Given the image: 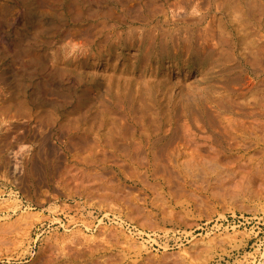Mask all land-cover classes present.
I'll return each mask as SVG.
<instances>
[{"label":"rangeland","instance_id":"rangeland-1","mask_svg":"<svg viewBox=\"0 0 264 264\" xmlns=\"http://www.w3.org/2000/svg\"><path fill=\"white\" fill-rule=\"evenodd\" d=\"M69 1L0 0V264H264V27L148 0L106 53L120 11Z\"/></svg>","mask_w":264,"mask_h":264},{"label":"bare ground","instance_id":"bare-ground-1","mask_svg":"<svg viewBox=\"0 0 264 264\" xmlns=\"http://www.w3.org/2000/svg\"><path fill=\"white\" fill-rule=\"evenodd\" d=\"M86 1L87 0H70L69 1L70 4L68 3V5H69V7L71 9L68 6L67 7H68V10L71 11V16H72L71 18H72V20L74 22L76 21L78 23L79 21H81L80 18H83V20H87L88 21V20H91L94 17H96L95 14L100 15L101 13H102L103 17L106 18V19L111 18V17L114 16L113 15L114 13H113V9L112 8H107L103 12L101 11L103 9H101V10L98 9L97 12H95V10L93 9L92 11H94V14H92L93 12L92 13H86V16H85L83 14L84 13V8L87 7V5L89 6L90 3H93V1H91V0H89L88 2H86ZM98 1L100 3V0H98ZM98 1H94L93 4L95 6H97L98 5ZM109 1H110L111 4L114 5L115 9H118L120 11L119 12V16H117V17L115 16L114 17L115 18L114 19V22H115L114 25H111L110 28H107L106 26L108 24L105 26L104 25L105 22L104 21H99V20H94V21L92 20V23L91 24H87V25H94V27H98L99 26L98 24H100L103 27H102L101 30H99V32L102 33L103 31H105L106 33L107 32L109 33L108 39H109V42L110 43L106 44V46H107L106 53L110 52V50L114 46L113 45L114 42L111 39H114L116 37L115 36L117 34L116 33V27L117 26L116 25L123 24V22H126L128 20H131L132 23H138L140 25H150L152 23V21H150V20H152V18H154L157 15L156 12L158 10L163 11V6H161L162 8L159 9V7L156 6L157 4H155V2L148 1V0H109ZM153 1H155V0H153ZM164 1L166 3L168 0H164ZM177 1L178 2L174 3V6L175 5L183 6V8H185V11L187 10V7L189 5H193L197 10H199L200 9V4L202 3L201 0H177ZM215 2H216V5H217V8H219L220 11L226 13L227 14V17H229L231 23L233 24V29L235 30L234 31L235 33L234 34H236V35L238 34L241 37L245 36L243 34H248L250 36H256L255 30L254 29H251V28L258 27V28L262 29V27H264V0H215ZM136 5L139 6L138 9H136L137 8V7H135ZM210 5H212V4L210 3ZM191 7L192 6H190L189 8H191ZM92 8L93 7H91L90 9H92ZM116 14L117 13H115V15ZM185 15H187L186 12H185ZM199 16H200L199 17V19H200V18H202L203 15H199ZM199 19H197V20L198 21H201ZM193 20H195L194 17L193 18H189L186 23L194 22ZM166 24H168V23H166ZM188 26H190V25H188ZM99 27H101V26H99ZM185 27L187 28V26H185ZM92 29L90 28V30H92ZM88 32H89V30H88ZM152 33H153V35H152ZM188 33H189V31H187V30L184 32V34H186L187 36L182 41L183 42L186 41V43L188 42V46L186 47V50L189 53H191L192 52V48H191V46H189V41H190V39H192L193 34L190 32V35L188 37ZM79 34L80 33H78V35ZM86 34H88V33L86 32ZM118 34H119V32H118ZM224 34L225 33L223 31H219V34H218L219 35V38L220 39H224ZM70 35L72 37L76 36L74 33H70ZM128 35L130 37H133L135 35V32L130 31ZM166 35H167L168 38H170V40H168L164 45H162L161 40L159 38V35H158L157 31H156V27L155 26H152L151 28H148L145 31V33L142 34V37L140 38V41H139V43H140V46H139V49L140 50L139 51H140L141 56L142 57H145V58H150V57H153V56L158 55V51L161 48V46L168 47L169 44H170V41L172 39L171 31L168 32ZM122 36L123 35H121V33L118 35V38H120V39H118L117 41H118V44H120V45L123 44L124 36L123 37ZM262 37L264 38V36H262ZM172 41H173V39H172ZM171 44H172V42H171ZM126 45H127V43H126ZM73 49L74 48H72L71 51H73ZM259 51H264V41H263V45L259 49ZM112 52H114V50ZM98 56L100 58L101 53H98ZM107 57H108V55H107ZM142 57L138 58V61L142 60ZM256 58H257L256 55L254 56V59L252 58V60H253L252 65L254 64V65H259V66L262 67L264 65V62L262 60H259V59H256ZM70 60L72 62H68V64L69 63H73V62L79 64V63L82 62L77 56H74V57L72 56V58ZM99 62H100V60H99ZM95 63H97V61ZM126 66L128 67V65H126ZM171 66H172V64H171ZM113 67L116 68V65H113ZM130 67L132 68V66H130ZM166 69H168V68H166ZM57 71L59 72L60 70L57 69ZM60 72H62V71H60ZM69 75L72 77L73 75H75V72L70 70L69 71ZM66 76H68V74ZM110 76L112 77V75H110ZM125 80L127 81V79H125ZM77 114H79V113H77ZM82 116L83 115L81 114V117ZM38 118H40V116H38ZM91 145L88 148H91Z\"/></svg>","mask_w":264,"mask_h":264}]
</instances>
